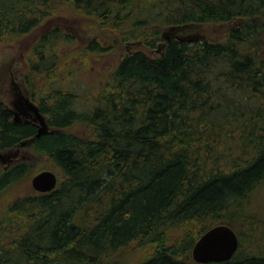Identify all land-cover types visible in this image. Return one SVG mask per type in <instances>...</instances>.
<instances>
[{"label": "trees", "instance_id": "trees-1", "mask_svg": "<svg viewBox=\"0 0 264 264\" xmlns=\"http://www.w3.org/2000/svg\"><path fill=\"white\" fill-rule=\"evenodd\" d=\"M259 18L264 0H0V45L26 52L32 98L58 130L25 146L60 173L0 220V264H264V238L244 247L237 224L260 222L244 212L264 181ZM188 24L226 31L147 51ZM36 133L0 100V152ZM32 171L4 169L0 195ZM218 224L235 230L237 252L195 261Z\"/></svg>", "mask_w": 264, "mask_h": 264}, {"label": "rangeland", "instance_id": "rangeland-1", "mask_svg": "<svg viewBox=\"0 0 264 264\" xmlns=\"http://www.w3.org/2000/svg\"><path fill=\"white\" fill-rule=\"evenodd\" d=\"M61 20L66 21V24L70 23L69 16L62 17ZM257 20L263 21L264 18H259ZM225 31V27L223 26H213L208 24L168 26L165 27L162 31V34L160 36L161 41L158 43L157 52H152L149 50L147 51L151 55L155 56L158 53L162 52L166 44L172 39L192 40L196 38H202L206 35H211L212 37L215 36L217 39H220L224 36ZM126 46L129 47V44H125V48ZM118 55L119 54H116L114 56H107L105 58V60L107 61L106 64L104 62V66H110L111 62H114V59H116ZM25 60L26 52L20 49L18 41L12 42L11 44L8 43L0 45V100H4L8 104L12 100V77H14L15 81L20 84L24 92L33 100L31 90L28 87L27 81L25 80ZM97 75L100 76V74ZM8 151L9 150L2 152ZM23 152L26 156L22 157L20 160L29 161L32 165L33 171L28 173L18 182L9 185L4 193L0 195V220H2L6 216V214L10 212V207L13 205L14 201L22 200L23 197L35 194L37 192L32 186V178L35 175V171L37 169L44 168L54 171L56 170L54 168L55 166L48 158L40 156L32 147L26 146L25 148H23ZM4 169V164L0 160V174L2 171H4ZM56 173L58 174V176H60V173L58 171ZM244 212L253 217L255 216L256 218H258L257 220L260 221L256 223L254 222L251 225L246 222H244V225L242 223H237L239 224L238 229L241 232L244 231V247L251 244L250 241H254V243H258L259 245L258 241L264 238V236L261 237L259 235V230H264V181L249 195L246 206L244 208ZM13 224L14 225H12L11 230L16 231V225L15 223ZM242 227L247 230L242 231ZM17 228L19 229L20 227L17 225Z\"/></svg>", "mask_w": 264, "mask_h": 264}, {"label": "water", "instance_id": "water-1", "mask_svg": "<svg viewBox=\"0 0 264 264\" xmlns=\"http://www.w3.org/2000/svg\"><path fill=\"white\" fill-rule=\"evenodd\" d=\"M21 89V88H20ZM16 116L15 123L37 124V133L19 143L20 146L30 145L34 140L43 135L54 134L58 130L53 128L47 116L41 111L39 105L26 95L23 90L19 91V101L14 104ZM17 153L13 150L0 152V160L3 164L11 163ZM59 183L58 174L51 169H43L32 178V186L38 192H51ZM239 247V237L235 230L228 224H218L205 233L195 243L192 255L199 263L222 262L231 259Z\"/></svg>", "mask_w": 264, "mask_h": 264}, {"label": "flooded vegetation", "instance_id": "flooded-vegetation-1", "mask_svg": "<svg viewBox=\"0 0 264 264\" xmlns=\"http://www.w3.org/2000/svg\"><path fill=\"white\" fill-rule=\"evenodd\" d=\"M11 93H12V100L10 101V103L8 104L6 101L2 100L4 102V104L10 108L12 114H13V120L16 116V113H15V106L14 104L16 102L19 101V91L22 89V87L20 86V84H18V82L15 81L14 77H12V81H11ZM21 88V89H20ZM23 90V89H22ZM24 92V90H23ZM25 93V92H24ZM26 94V93H25ZM27 95V94H26ZM34 123L35 125H37L35 122H32ZM26 146H20L18 148H15V149H11L13 150L14 152L17 153V157L16 158H13V161L11 163H7V164H4V167L5 169H7L10 165L16 163L18 160H20L22 157H25V153L23 152V148H25ZM10 151V150H9Z\"/></svg>", "mask_w": 264, "mask_h": 264}]
</instances>
